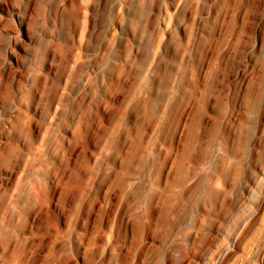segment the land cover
<instances>
[{
  "label": "rangeland",
  "instance_id": "1",
  "mask_svg": "<svg viewBox=\"0 0 264 264\" xmlns=\"http://www.w3.org/2000/svg\"><path fill=\"white\" fill-rule=\"evenodd\" d=\"M0 223V264H264V0H0Z\"/></svg>",
  "mask_w": 264,
  "mask_h": 264
},
{
  "label": "bare ground",
  "instance_id": "2",
  "mask_svg": "<svg viewBox=\"0 0 264 264\" xmlns=\"http://www.w3.org/2000/svg\"><path fill=\"white\" fill-rule=\"evenodd\" d=\"M160 36H161V35H160ZM161 38H162V37H161ZM7 200H8V198H7V196H5V197H4V201H5L6 203H7ZM2 225H3V224H2ZM2 225H1V223H0V233H1V234H2V233L4 234L5 231H6L5 229H7V228H6V226H5V228H4V227H3L4 225H3V226H2ZM0 236H1V235H0Z\"/></svg>",
  "mask_w": 264,
  "mask_h": 264
}]
</instances>
